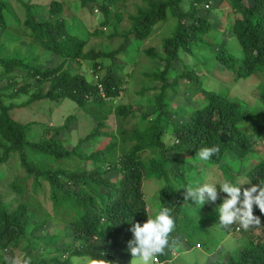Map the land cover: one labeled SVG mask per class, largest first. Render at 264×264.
<instances>
[{
    "label": "trees",
    "instance_id": "trees-1",
    "mask_svg": "<svg viewBox=\"0 0 264 264\" xmlns=\"http://www.w3.org/2000/svg\"><path fill=\"white\" fill-rule=\"evenodd\" d=\"M91 1L97 2L104 13L102 26H113L115 18L123 20L122 12L112 13L119 0H80L79 4L85 8ZM22 4L26 16L22 21V35L30 49L35 50L22 57L13 51L0 56V80H8L0 93V163L18 157L26 175H16L13 188L29 199L8 204L0 197V254L4 255L9 248L20 249V242L30 239L26 237L27 232L30 236L42 233L55 219L60 222L57 229L62 227L72 242L63 248L61 257L34 259L25 255L30 264H71L74 256L100 257L101 254L106 264H132L131 254L125 250L119 234L132 238L131 226L146 221L148 202L144 185L148 178L163 181L157 193L161 198L160 207L170 209L176 227L169 234L170 244L180 238L183 227L185 233L191 229L196 231L200 227L199 212H187L192 203L184 201L182 187L196 172L195 176L201 177V168L211 165L223 169L224 178L236 180V174L224 167L226 161L231 163L226 160L227 153L231 152L235 158H248L258 139L264 140V0H143L137 12L129 15L132 22L122 35L123 41L111 51L87 50L88 39L71 35L61 1L51 0L42 19L36 10L43 9L45 3ZM215 6L230 8V33L236 37L241 55L231 49V36H218L220 31L208 16L209 8ZM201 10L206 13L202 14ZM9 14L10 7L5 0H0V27H10L9 19L13 16ZM170 17L175 23L171 36L162 40L163 54L159 55L154 46L143 49L145 56L163 63L157 72L143 73L150 82H160L141 91L154 92L155 108L151 113L140 114L142 126L133 125L131 121L136 118V112L132 105L114 103L123 89V71L115 73L114 63L107 66L105 63L114 60L132 38L140 42L147 40L158 28L157 24ZM219 19V22L224 20L221 16ZM19 22L16 18V23ZM93 34L97 35L98 29ZM18 36L10 34L3 42L9 43L13 50L18 47ZM193 48L212 53L213 60L225 67L226 75L235 82L258 78L255 86L258 95L254 100L247 95L244 102L243 92L235 91L236 96L229 97L205 90L201 76L222 75L220 71H211L215 70L213 67L198 75L189 65H182L183 69L173 66L174 61L181 59L182 52H192ZM37 49L54 52L64 60L56 67L41 66ZM70 60L88 62L96 79L91 81L82 72H71L65 66ZM206 66L203 64L205 69ZM180 79L195 84L196 91L207 101L184 105L176 119L169 103V90H176ZM2 95L10 100L28 95V99L21 104L11 101L7 105ZM47 100L70 101L92 116L94 123L81 142L93 138L107 141L89 154L81 153L78 147H65L58 134L69 127L75 114L68 116L61 126H50L47 121L42 126L40 122L42 131L38 136L31 133L32 123L14 118V110ZM113 122L117 123L116 130ZM211 146H218L219 151L206 163L198 161L197 151ZM76 158L80 163L72 162L70 166ZM4 169L0 167V181L6 175L1 171ZM248 180V185L241 186L242 190L264 180V158L253 164ZM29 183L31 193L27 189ZM42 185L46 193L44 201L37 199L35 191ZM46 201L48 209L44 208ZM31 205L33 211H29ZM253 215L260 223L237 230L241 234L233 249L224 255L219 250L218 258L211 264H264V213L253 205ZM158 259L157 264L171 263L168 248Z\"/></svg>",
    "mask_w": 264,
    "mask_h": 264
},
{
    "label": "rangeland",
    "instance_id": "rangeland-1",
    "mask_svg": "<svg viewBox=\"0 0 264 264\" xmlns=\"http://www.w3.org/2000/svg\"><path fill=\"white\" fill-rule=\"evenodd\" d=\"M5 1L11 10V14H9V16H13V18L10 17L9 19V28L5 29L0 27V56H6L11 51H13L16 56L22 57L25 53L29 54L31 51L35 50L34 47H31L30 49V46L26 43V38L22 35V21L26 17L22 2L45 3V7L43 9L38 8V10H36L35 8V10L38 12L39 18L42 19L45 12L44 10L48 9L47 6H49V2L51 0ZM59 1L63 3L66 9L65 16L70 22L68 29L71 32V35L76 37L78 36L82 39H88L86 46L87 50L90 48H103L106 51L116 49L120 42L123 41L122 35L125 34V30L129 28V24L132 22V19L129 18V15L136 13L137 8L143 3V0H119L118 4L112 8V13L117 11L122 12L123 20L119 21L117 18H115L112 21L113 26L105 27L101 25V21L104 19V13L99 9L97 2L91 1L85 8H81L79 4L80 0ZM183 7L184 9H187V5ZM209 11V18L218 31H220L218 36H231L230 27L232 19L230 20L228 18V12L230 11V8L228 6H223V9H221L215 6L211 9L209 8ZM201 13L205 14L206 12L201 10ZM220 16L224 19L221 22H219ZM16 18L20 20L19 23H16ZM174 23V19L170 17L168 21L157 24L158 28H156V31L145 41L140 42L139 40L132 38V40H129V43L124 46L121 53L116 55L114 60L110 59L105 63V66L111 65V62L114 63L113 72L115 73L123 71L121 72L124 81L122 86L123 89L121 90L120 96L114 100V103L132 105L136 112V118L131 121V124L133 125L137 124L142 126L143 119L140 114L151 113L155 108L154 92L149 91L142 93L141 91L147 87H151L154 84H160L158 81L150 82L143 73L157 72V67L163 66V63L157 59H151L147 55L145 56L143 54V49L145 47L154 46L156 47L158 54L162 55V40L171 36ZM95 29H98L97 35L93 34ZM12 33L19 35L18 47L14 48L13 50H11L9 43L4 44L3 42L10 36V34L14 35ZM222 42L224 41L222 40ZM229 43L231 49L236 54H242V50L235 36L232 35L229 37ZM36 52L40 56V65L44 67H56L64 60V57L57 55L54 52L43 51L42 49H37ZM203 64L207 65L206 69L203 67ZM182 65H189L198 73V75L204 74L206 71H210L213 67L215 70L211 71L221 72L222 75H219L218 73L214 77H210L207 74L202 75L201 78L199 77L200 81H202V87L207 91L219 92L229 97L236 96L235 91L243 92L244 97L242 98V101L244 102L246 100L245 97H248L247 95H249L253 100L255 95H258V92L255 88L257 84L256 80L258 78L253 80L251 77H249L248 79L239 80L238 82L233 81L232 78L226 75V68L221 64L216 63L213 60V54H209L207 51L203 52L193 48L192 52H182L181 59L174 61L173 66L177 69H183ZM65 66L73 73L82 72L86 74L91 81L96 79L88 62H77L70 60ZM204 70L206 71L204 72ZM104 72L105 70L102 73ZM7 81L8 80L6 78L0 80V93L3 92L1 87L4 86ZM183 81L180 80L178 91L170 92L169 90V103L172 106L171 109L176 119L180 117L184 105H194L196 103L204 104L207 101L200 92L196 91L195 84L190 83L189 87L187 88ZM186 88L188 95L185 97L184 92ZM1 98L7 105L10 104L11 101H13L15 104H21L28 99V95H22L20 98L15 100H10V98L4 95H2ZM13 113L14 118L19 120L22 119L26 122L29 121V123H32L31 133L35 136H38L42 131L44 121H47L46 123L53 127L61 126L65 124L68 116L75 114L76 117L72 119L69 127L63 129L58 134V139L62 140L64 142V146L69 149L78 147V151L81 153L89 154L107 141L106 138H101V140H96L93 138L88 141H80V139L84 138L89 132L94 120L91 115L85 114L84 109H81L78 106L76 107L75 103L67 100L63 101L62 103L52 100L36 102L25 108L14 110ZM40 122H42V126ZM113 127L114 130H116V122H113ZM241 127H245V125L241 124ZM250 134L254 136L253 132H250ZM228 153L229 155H226V160L228 157H233L231 152ZM252 153L253 154L249 160H243L241 162L234 160L231 161V164L226 161L224 165L225 169L227 170L228 168H232L237 170L236 178L247 182L251 166L260 159L264 158V140L258 139L257 143L253 147ZM74 155L72 156L73 158L75 157ZM72 162L79 164L80 160L79 158L71 160L69 163L70 166ZM1 166L5 168L1 171L6 172V175L0 181L1 199H3V201L8 204H18L20 201H27L29 198L25 197V195H23L20 191L13 188V185L15 184L14 182L16 181L14 180L15 176L18 174H22V176L26 175L24 168L20 167L18 157H11L5 163H0V167ZM208 168H214L221 178H223V176L225 177V172L223 169L220 168L219 170L216 165H211ZM201 171L202 173L204 172L202 169ZM197 173L198 172H196V174ZM200 180L201 178L198 176H192L190 177L189 183L192 181L200 182ZM162 183L163 181H157L154 178H148L145 180L144 193L145 199L148 202V209L150 213L154 214L156 208L161 206V198L157 193H160ZM246 184L241 186H245ZM31 188L32 186L29 183L27 189L30 193ZM157 188L159 189L157 190ZM46 189L48 192L49 186L47 184ZM35 191L36 195H38L37 199L44 201L46 193L43 185L37 187ZM219 196H221V194L218 190V199L215 203H205L201 206H195L191 200L188 201L193 205H188L187 212L190 214H196L199 212L197 220L200 223V227L196 228V231L191 229L189 233H185L184 230L186 228H182L183 234L175 243L171 244V248H168V250H170V264H211L210 262H214V258H218L217 254H220L219 250H221L220 255H224V252H228L230 249H233L236 239L239 238L238 236L241 233L235 229V227L238 225L236 222L227 226L225 229L220 228L217 225L219 220L216 207L221 203V198ZM30 200H32V195L30 196ZM44 205V208H49V202L46 201ZM33 210L34 206L31 205L29 211ZM59 223L60 222L58 220L53 219L51 224L46 228V231L38 233L34 236H30L27 232L26 237L28 236L30 239H23L22 242H20L19 246L21 249L14 250L9 248L5 251L4 255L0 254V264H6L5 257H16L21 261V264L26 257L25 255H31L34 259H50L54 256L61 257L60 255L63 251V248L72 242V238L66 236V232L62 227L57 229L56 225ZM38 236H40L41 239H37ZM119 239L122 242L125 250L130 252L128 248V241L132 238L120 233ZM198 243H201V245L198 246ZM37 253H41V255L38 256ZM173 253L175 254L173 255ZM85 257L88 256H74L73 258H76V260L74 261L72 258L71 264H82L83 258ZM131 257L133 260L132 255ZM132 260L131 262L133 264Z\"/></svg>",
    "mask_w": 264,
    "mask_h": 264
},
{
    "label": "clouds",
    "instance_id": "clouds-1",
    "mask_svg": "<svg viewBox=\"0 0 264 264\" xmlns=\"http://www.w3.org/2000/svg\"><path fill=\"white\" fill-rule=\"evenodd\" d=\"M180 80L183 81L185 79ZM180 80L174 92L178 91ZM183 82L188 88L189 84L185 81ZM187 88L184 92L185 97L188 95ZM218 151V146L202 147L197 151L196 157L198 161L206 163ZM228 155L229 153H227ZM250 157L235 158V155H233V157H228V160L241 162L249 160ZM208 167L203 170L204 172L199 177L201 178L200 182L192 181L182 187L185 190L183 193L184 201L187 203L191 200L195 206H201L205 203H215L218 199L219 190L221 203L216 207V212L218 213L219 220L217 225L220 228L225 229L236 222L238 223L235 227L236 231L240 228L246 230L250 226L260 223L259 218L253 215V205L258 207L261 213H264V180H260L257 184L248 186L242 190L241 185L246 183L248 185V182L242 179L231 180L224 177L221 178L214 168ZM229 170L233 174L237 173L235 169L229 168ZM145 212L147 214L146 221L142 224L137 222L130 228L132 239L128 241V248L133 256V264H157L158 258L164 254L165 249L172 247L169 241V234L174 229V220L170 215V209L168 207H158L153 214L146 208ZM197 245L200 246L199 243ZM168 252L170 253V250ZM73 260L75 261L76 258H73ZM5 261L6 264H21V261L16 257H5ZM22 264H30L29 259H24ZM82 264H106V260L102 254L100 257L88 256L83 258Z\"/></svg>",
    "mask_w": 264,
    "mask_h": 264
}]
</instances>
